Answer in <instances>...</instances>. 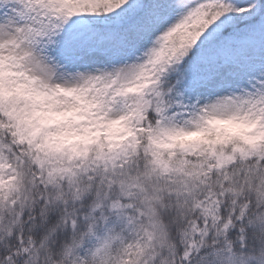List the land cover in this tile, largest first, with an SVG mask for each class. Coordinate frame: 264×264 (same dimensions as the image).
Returning a JSON list of instances; mask_svg holds the SVG:
<instances>
[{
    "label": "snow or ice",
    "instance_id": "1",
    "mask_svg": "<svg viewBox=\"0 0 264 264\" xmlns=\"http://www.w3.org/2000/svg\"><path fill=\"white\" fill-rule=\"evenodd\" d=\"M261 172L264 0H0V264H264Z\"/></svg>",
    "mask_w": 264,
    "mask_h": 264
},
{
    "label": "clouds",
    "instance_id": "2",
    "mask_svg": "<svg viewBox=\"0 0 264 264\" xmlns=\"http://www.w3.org/2000/svg\"><path fill=\"white\" fill-rule=\"evenodd\" d=\"M250 187L251 191L249 192L246 190V195L253 203H255L257 189H264V172L254 175L251 178ZM255 211L256 209L253 207L252 212L255 213ZM260 211L264 212V208L260 209ZM251 235L257 241V243L264 245V238L261 237L259 232L253 231ZM117 264H121V262H117ZM122 264H127V261L124 260Z\"/></svg>",
    "mask_w": 264,
    "mask_h": 264
}]
</instances>
